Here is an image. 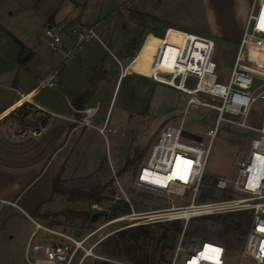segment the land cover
I'll list each match as a JSON object with an SVG mask.
<instances>
[{"label":"rangeland","instance_id":"obj_1","mask_svg":"<svg viewBox=\"0 0 264 264\" xmlns=\"http://www.w3.org/2000/svg\"><path fill=\"white\" fill-rule=\"evenodd\" d=\"M167 2L163 15L171 23H178L180 26L177 27L214 40L213 60L217 64L218 81L227 84L242 37L244 17L249 12L252 0H169ZM178 11L182 13V18L177 15ZM213 11H216L218 16ZM216 22L218 25L221 23L222 34L213 32L214 28H218ZM116 26L115 40L118 45H120L121 39L129 37L135 32L140 34L142 30L139 24L124 16L119 17ZM44 38L49 40L45 33ZM142 39L143 37L140 38L139 43ZM177 39L179 40V36L172 34L169 41L177 42ZM160 41L161 39L157 37L147 40L139 54L133 59L132 65H128L126 68V73L138 70L145 76H150L152 61ZM109 47L115 54L125 53V49L119 48L116 42L109 44ZM104 56L110 77L101 87L105 101L103 114L110 105L108 118L111 120L108 129L111 130H106L104 135L92 127L85 129L77 127L70 143V147L75 145L76 149L68 161V174L74 173V176L69 175L68 178L62 179V185L68 188L77 187L92 190L95 187L108 184L102 193L103 196H108V199H103L99 204L100 208L95 210L87 200H69L67 195L55 194L49 202H46L44 208L54 212L65 209L89 211L92 214L101 212L97 220L89 219L86 223L82 219L65 220L63 216L56 218L60 221L59 227L73 235L83 237L92 233L86 245L97 243L94 253L99 257H87L82 264H103L104 260L109 261V264H173L175 248H170L174 235V229L170 223L172 220L165 221L163 226L151 224L148 227V230L151 231L150 237L144 236L136 227L139 224H147L143 215L148 211L169 207L172 202L176 205L189 204L192 190H187L183 197L177 194L158 193L134 186L133 180L140 163L148 158L151 147L156 142L158 133L164 125L180 124L184 121L185 137L201 138L206 131L215 126L218 112L205 106L189 107L187 110L189 95L145 76L135 75L133 82L129 76L121 80L115 89L119 65L113 60L112 55L103 48L92 61L97 63ZM73 61L77 62V59ZM127 61L125 60L124 64ZM89 65L85 66V70L94 72L95 64L93 65L92 62ZM195 84L196 79L190 78L188 86L193 87ZM200 97L210 100V97L204 93H201ZM263 117L264 100H259L255 104L248 122L252 127H259ZM58 120L60 118L54 116V123ZM94 124L102 125L96 119H94ZM256 135L255 129L221 124L209 155L203 185L198 194V202L238 195L231 193V190H217L213 183H216L219 175L233 177L236 174L237 158L234 156V152L248 150L251 138ZM127 159H133L129 166H126ZM117 180L120 181L125 193L120 190ZM31 188L28 194L34 192V187ZM209 188H214L213 196L201 198ZM126 197L129 201H126ZM122 201L130 204L131 213L118 216L123 219L105 225L114 219L108 216L112 206ZM239 212L242 211H233L234 216L229 215V212L196 216L188 222L180 221L184 224L185 229L196 232L189 235L201 238L198 246L200 248L203 240L212 239L226 242L225 239L232 235V230L227 231L226 229V222L236 223ZM244 212L250 215L249 211ZM39 220L43 222L42 219ZM12 226L15 237L11 242H8L11 233L4 232L3 239L6 240V243L3 241L0 247V264H8L4 257L7 256V252L11 251L15 257L13 264H28L25 256L26 247L22 248L19 241L28 236L35 225L28 218L24 220L15 218L12 221ZM246 227L244 226V228ZM166 229L167 233L165 234ZM119 230H127L130 242V247L127 250L122 245L121 236L116 234ZM240 234L244 239L236 242V247L228 246L232 249V252L228 254L229 264L240 262L239 252L246 239V236ZM44 235V232L41 231L36 241H40ZM185 256L186 253L181 252L175 264H183ZM132 259L139 263L133 262Z\"/></svg>","mask_w":264,"mask_h":264},{"label":"built area","instance_id":"obj_2","mask_svg":"<svg viewBox=\"0 0 264 264\" xmlns=\"http://www.w3.org/2000/svg\"><path fill=\"white\" fill-rule=\"evenodd\" d=\"M263 9L264 0H252L227 84L218 81L217 64L213 60L214 40L176 26L167 27L162 35L155 34L165 40H168L170 32L173 31L179 36L177 42L168 41L178 48L173 70L162 69L163 44L154 55L156 73L145 76L138 70L132 71L189 95L187 110L189 107L205 106L218 112L215 126L206 131L201 138L185 137L184 121L180 124H166L160 129L148 158L140 163L133 185L158 193L177 194L182 197L187 190L191 189L192 197L189 204L176 205L172 202L169 207L146 212L143 215L145 222L170 220L188 222L196 216L249 211L251 222L244 245L239 252L240 262L238 264H264V231H262L264 229V117L259 127H252L248 122L255 104L259 100H264ZM63 28L61 23L46 27L45 35L49 38L47 43L53 50L58 49ZM150 34L154 33L143 36L132 60L139 54ZM190 78L196 79L193 87L188 86ZM56 84L52 76H49L39 82L35 93ZM201 93L209 96L210 100L201 98ZM35 95L20 92L18 107L22 108L31 103L35 110L31 117L25 118L16 133L18 137L41 135L55 115L33 102ZM26 96L28 98H25ZM38 111L42 113L38 114ZM83 111L86 113L85 116L82 119H76L75 122L81 126H94L92 116L96 108L85 107ZM222 123L255 129L257 135L251 138L248 150L234 152L237 158L236 174L233 177L219 175L215 183V189L231 190V193L238 195L198 202V194L203 185L209 155ZM98 130L105 135L106 130L111 129H108L106 123L98 127ZM178 157L182 158L179 174L172 176ZM162 180H166V183ZM117 183L120 190L125 193L120 181L117 180ZM126 199L129 201L128 197ZM92 208L99 209L100 205L94 203ZM26 215L35 225L25 248L28 264H82L87 257H99L94 253L97 243L86 245L92 233L79 237L64 229L43 223L27 213ZM118 219L122 220L123 217H115L105 225L117 222ZM41 231L45 235L40 241H36ZM200 239L183 231L175 245L173 264L179 259L181 252L186 253L183 264H193V262L195 264H229L228 254L232 252V249L225 243L212 239L203 240L199 248ZM207 245L211 247V250L205 253ZM216 249L221 251L217 252Z\"/></svg>","mask_w":264,"mask_h":264},{"label":"crops","instance_id":"obj_3","mask_svg":"<svg viewBox=\"0 0 264 264\" xmlns=\"http://www.w3.org/2000/svg\"><path fill=\"white\" fill-rule=\"evenodd\" d=\"M167 1L169 0H0V24L3 27L0 32V247L3 241L6 243L3 239L4 232L11 233L8 242L15 237L13 219L24 220L28 218L26 213L37 220L42 219L43 223L51 224L52 218L45 219L41 214L46 211L54 212L44 208L46 202L55 194L64 195L55 192L56 178L74 176V173L68 174V161L76 149L75 145L70 147L74 132L77 127L98 130V127L110 123V105L103 114L105 101L101 89L110 73L106 69V57L96 63L92 61L94 56L105 48L119 65L115 89L121 80L129 76L133 82V76L138 74L126 73V66L132 65L136 49L130 50L129 44L138 39V46L140 38L148 33L154 34H150L147 40L153 37L162 40L157 35H162L167 27L180 26L178 23H171L163 15ZM137 13L145 14L146 18L140 19L135 15ZM213 13L218 16L216 11ZM177 15L182 18L180 11ZM247 15L244 17V24ZM121 16L130 18L142 30L140 34L135 32L121 39L118 45L115 40L116 22ZM55 23L64 26L57 50H53L44 38L46 27ZM216 24L218 28L214 26L217 29L214 28L213 32L222 34L221 23ZM9 33L34 51V56L27 65L23 66L18 62L19 48ZM115 42L119 48L125 49L124 54H115L110 49L109 44ZM125 60L128 61L124 64ZM92 62L95 70L91 73L85 70V66ZM49 76L57 84L35 93L39 82ZM20 92L36 94L33 102L52 112L60 120L54 123L53 116L48 128L39 136H16L25 118L31 117L35 110L31 103L18 107ZM83 96H88L85 107L96 108L92 116L94 126H81L75 122L86 113L75 109L72 102ZM41 113L42 111H38V114ZM94 119L102 125L94 124ZM30 186L35 190L28 194L32 189ZM51 225L60 228V223ZM32 230L19 241L22 248L26 247ZM6 255L4 258L7 263L13 264L14 253L7 252Z\"/></svg>","mask_w":264,"mask_h":264},{"label":"trees","instance_id":"obj_4","mask_svg":"<svg viewBox=\"0 0 264 264\" xmlns=\"http://www.w3.org/2000/svg\"><path fill=\"white\" fill-rule=\"evenodd\" d=\"M137 15L140 19L144 20L146 18V15L143 13H137L135 14ZM3 30V27L0 24V32ZM10 34V33H9ZM13 38V40L15 41V43L17 44L18 48H19V52H18V56H17V60L18 62L25 66L27 65L31 59L34 56V51L29 48L23 41H21L20 39H18L16 36L10 34ZM137 42L138 39H134L130 44H129V49L133 50V49H137ZM133 159H127L126 162V166H129L132 163ZM62 178L60 176H58L56 178L55 181V192H59L62 193L64 195H67L69 200H87L90 204H94V203H98L100 204V202L103 199H108V196H103V190L106 189V187L108 186V184H105L103 186H98L95 187L92 190H84L81 188H77V187H72V188H68L62 185ZM215 184V183H213ZM212 184V185H213ZM214 188H209L207 190V192L203 193V195L201 196V198H206L209 195L213 196L214 194ZM111 211L108 213L109 217L115 218L121 215H125V214H129L131 213V206L128 202L126 201H122L119 202L118 204H114L112 206V208L110 209ZM235 213L230 212L229 215H233L234 216ZM63 216L65 218V220H72V219H82L83 222H87L89 219H91L92 217V213L89 211H78V210H72V209H65L62 211H58V212H50V211H46L45 213L41 214V217L45 218V219H49L52 217V220L50 221L51 224H57L60 223L58 220H56V218ZM238 218L236 221V223L231 224L229 222H226V229L228 230H232V235L228 236L224 243H226L227 246L229 247H236V242L238 241H242L244 238H241V234L242 233L244 236L247 235L249 226H250V222H251V215H248L246 212L242 211L239 212V214H237ZM165 221H161V222H153V223H147V224H139L137 225L136 229L138 231H140L141 233H143L144 236L150 237L151 236V231L148 230V227L153 224L155 226H163L165 223ZM171 225L173 226L174 229V235L172 238V244L170 245V248L173 249L175 248V243L176 240L179 238V235L185 231L187 234H195L194 232L185 229L184 224L180 221V220H172ZM244 226L246 228H244ZM127 230H119L116 232V234L121 236V242L122 245L126 248V250L130 247L129 245V239L127 236ZM167 233V229L165 231V234ZM164 259V257H163ZM133 262L135 263H139L137 260L132 259ZM165 260V259H164ZM103 264H109V261L104 260Z\"/></svg>","mask_w":264,"mask_h":264},{"label":"bare ground","instance_id":"obj_5","mask_svg":"<svg viewBox=\"0 0 264 264\" xmlns=\"http://www.w3.org/2000/svg\"><path fill=\"white\" fill-rule=\"evenodd\" d=\"M262 14H264V12H262ZM93 33V32H92ZM172 34H177L174 31L170 32L168 40H165L164 38L161 40L159 47H161V45L164 44L163 46V62H162V69H166V70H173V66L175 64V57L178 51L177 46L171 44L170 42L168 43L170 37L172 36ZM201 42V41H200ZM157 48V49H158ZM157 71V67L155 65V60L153 61L152 67H151V74L152 73H156ZM25 98H28V96H26ZM182 158L178 157L176 164L174 165L173 171L172 172V176H177L179 174V166H180V162H181ZM166 183V180H162V182ZM190 213V212H188ZM120 219H118L119 221ZM208 247L206 248V252L208 253L209 250H211V247L209 245H207Z\"/></svg>","mask_w":264,"mask_h":264},{"label":"water","instance_id":"obj_6","mask_svg":"<svg viewBox=\"0 0 264 264\" xmlns=\"http://www.w3.org/2000/svg\"><path fill=\"white\" fill-rule=\"evenodd\" d=\"M87 101H88V96L79 97L72 102V105L77 110H83L85 108ZM100 215H101V212H94L92 214L91 220L92 221L97 220Z\"/></svg>","mask_w":264,"mask_h":264},{"label":"snow or ice","instance_id":"obj_7","mask_svg":"<svg viewBox=\"0 0 264 264\" xmlns=\"http://www.w3.org/2000/svg\"><path fill=\"white\" fill-rule=\"evenodd\" d=\"M262 23H264V17H262ZM262 231H264V229H262ZM208 246H206L207 248ZM217 252L221 251L220 249H216ZM193 264H195V262H193Z\"/></svg>","mask_w":264,"mask_h":264}]
</instances>
